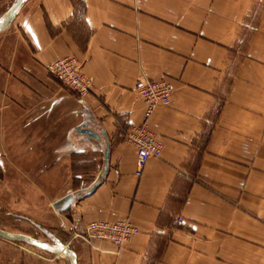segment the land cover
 Masks as SVG:
<instances>
[{
    "label": "crops",
    "instance_id": "obj_1",
    "mask_svg": "<svg viewBox=\"0 0 264 264\" xmlns=\"http://www.w3.org/2000/svg\"><path fill=\"white\" fill-rule=\"evenodd\" d=\"M15 17L0 43V168L43 180L40 216L61 231L52 242L78 264H264V0H25ZM64 56L81 62L84 98L47 68ZM162 77L170 102L148 120L162 152L137 176L125 138L143 119L134 84ZM79 98L107 134V171L56 213L100 172L98 151L66 146ZM124 218L139 233L121 246L74 236ZM40 259L22 264L53 263Z\"/></svg>",
    "mask_w": 264,
    "mask_h": 264
},
{
    "label": "built area",
    "instance_id": "obj_2",
    "mask_svg": "<svg viewBox=\"0 0 264 264\" xmlns=\"http://www.w3.org/2000/svg\"><path fill=\"white\" fill-rule=\"evenodd\" d=\"M48 70L67 88L77 96L84 98L90 91V81L81 69V62L74 56H64L54 59L47 64ZM134 92L143 101V119L138 124L130 126L126 133V141L132 145L136 152L135 175L140 176L147 160L160 157L162 143L150 130L148 120L159 106L168 105L173 92L171 82L162 77L158 79L140 78L134 84ZM181 220V217H177ZM139 229L129 219H119L114 222L107 220L89 221L82 233L74 236L84 241L106 240L121 246L131 236L138 234Z\"/></svg>",
    "mask_w": 264,
    "mask_h": 264
},
{
    "label": "rangeland",
    "instance_id": "obj_3",
    "mask_svg": "<svg viewBox=\"0 0 264 264\" xmlns=\"http://www.w3.org/2000/svg\"><path fill=\"white\" fill-rule=\"evenodd\" d=\"M12 1L0 0V17L8 9ZM16 19L17 17L12 20L10 28L0 31V43L6 41L9 29L15 28ZM97 154L102 156L99 152ZM101 166L102 160H100L98 168H101ZM4 178L3 171L0 168V228L10 232L29 234L37 239L51 242L54 241L53 237H61V231L59 229L58 231L56 230L54 223H45L44 218L40 216L42 212L41 204L47 202L38 193V187L44 186L43 180ZM26 180H28V187L30 189L29 200L24 197L26 194L25 189L22 193L23 188L27 186ZM51 234L54 236L50 237ZM40 256L51 257L52 264H58L59 262L69 264L64 255H55L23 242H12L0 238V264H22L23 258L30 257V259L36 258L41 260Z\"/></svg>",
    "mask_w": 264,
    "mask_h": 264
},
{
    "label": "water",
    "instance_id": "obj_4",
    "mask_svg": "<svg viewBox=\"0 0 264 264\" xmlns=\"http://www.w3.org/2000/svg\"><path fill=\"white\" fill-rule=\"evenodd\" d=\"M24 1L25 0L12 1L11 5L0 17V21H2V23H0V31L6 29L11 24ZM79 101L84 105L82 106L84 119L75 128L76 136L71 137V141L68 140L66 146H71V149L68 150L74 152L86 148L92 151H98L102 155V166L99 168L100 172L98 176L90 185L66 193L51 204L56 213L67 211L74 201L92 192L107 171L109 156V140L107 134L100 123L95 121L89 110L85 108L84 100L79 98ZM0 238L12 242H23L55 255H64L69 264H78L75 252L67 244L45 241L44 239L32 237L29 234L10 232L2 228H0Z\"/></svg>",
    "mask_w": 264,
    "mask_h": 264
},
{
    "label": "snow or ice",
    "instance_id": "obj_5",
    "mask_svg": "<svg viewBox=\"0 0 264 264\" xmlns=\"http://www.w3.org/2000/svg\"><path fill=\"white\" fill-rule=\"evenodd\" d=\"M0 23H2V21H0Z\"/></svg>",
    "mask_w": 264,
    "mask_h": 264
},
{
    "label": "bare ground",
    "instance_id": "obj_6",
    "mask_svg": "<svg viewBox=\"0 0 264 264\" xmlns=\"http://www.w3.org/2000/svg\"><path fill=\"white\" fill-rule=\"evenodd\" d=\"M51 244H54V243H51Z\"/></svg>",
    "mask_w": 264,
    "mask_h": 264
}]
</instances>
